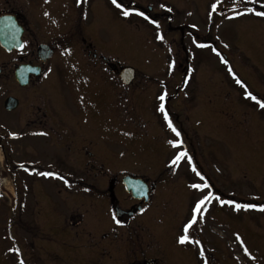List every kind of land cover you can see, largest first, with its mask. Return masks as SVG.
I'll return each mask as SVG.
<instances>
[{"label":"flooded vegetation","instance_id":"af4514ba","mask_svg":"<svg viewBox=\"0 0 264 264\" xmlns=\"http://www.w3.org/2000/svg\"><path fill=\"white\" fill-rule=\"evenodd\" d=\"M259 1L118 0L130 10L124 16L123 8L112 0H0V180L6 181L0 185V207L7 236L13 234L15 241L14 263L0 254V264H20L21 260L23 264L198 263V248L203 244L198 227L206 223L199 217L218 199L224 201L228 192L210 176L208 153L201 145L198 155L195 142L200 125L193 117L197 113L188 114L189 109L185 116L178 113L177 98L187 93L193 80H199L196 70L185 76L201 56L199 48L213 50L224 62L227 57L222 52L264 48V38H257L264 37V16L256 14L264 11ZM194 7L195 13L187 11ZM246 8L254 11L246 12ZM102 18H115L126 22L123 28L128 30L129 24L136 29L134 34L128 30L132 39L127 32L119 33L120 47L124 49L126 42L137 37L146 58L141 64L157 74L168 62L159 60L161 54L173 53L179 59L174 61L180 73L169 80L174 91L168 88L167 98L174 100L163 112L151 109L150 100L156 94L166 97L167 87L157 93L154 84L147 92L135 67L133 80L124 83L120 69L132 65L119 62L97 45ZM228 21H233L232 33L226 40ZM147 23L153 27L143 32ZM7 31L10 35L20 32L19 40H6ZM2 37L14 44L10 50ZM205 68L206 63L199 94L211 92L213 81L208 74L212 69ZM169 81L159 85L167 86ZM222 81L228 84L225 78ZM246 91L257 98L249 97L253 104L264 103L260 93ZM134 106L153 118V125L143 123L145 135L152 139L143 144L158 154L156 162H144L154 166V173L132 169L137 133H130L119 120H131ZM201 107L205 111L202 103ZM119 136L129 144L120 154ZM102 137L109 145L102 146ZM181 152L186 156L176 160ZM45 172L55 175H42ZM125 176L132 179L125 183ZM193 184L207 187L197 189ZM202 191L212 196L201 212L194 213ZM194 217L195 223L185 232ZM2 235L7 237L5 232ZM181 235L189 239L180 243ZM122 244H131L137 251L117 257L113 253L121 251ZM170 250L178 253L169 254Z\"/></svg>","mask_w":264,"mask_h":264},{"label":"rangeland","instance_id":"374dc122","mask_svg":"<svg viewBox=\"0 0 264 264\" xmlns=\"http://www.w3.org/2000/svg\"><path fill=\"white\" fill-rule=\"evenodd\" d=\"M259 2L264 4V0ZM187 11L195 13L197 9L194 7ZM231 22L233 23V21L225 23L228 24L223 33L225 39H228L232 33ZM150 23L143 25L141 28L143 32L153 27ZM125 24L126 22L121 23L115 18H102L97 45L102 51L113 53L112 57L119 62H124L138 69L136 76L147 92L150 91V88H155L154 84L158 85L157 93L167 87L164 102H161V96H157V94L154 100H150V108L159 112L161 105L165 108L168 102L174 100V98H169V100L167 98L169 92L174 91V86L169 80H172L174 76L177 77L180 73V68L177 67L178 63L175 62H178L179 59L174 57L173 53L161 54L159 60L168 62L164 70H160L161 72L158 74L157 70H151L150 66L141 64L146 58L143 47H139L141 42L137 41V37H133L134 40L131 43H129L130 41L126 42L128 45L124 44V49L120 47L122 41L119 33L127 32V37L132 39L129 37L131 35L129 31L133 34L136 32V29L131 28L129 24L127 25L129 31L123 28L126 27ZM257 38L260 40L264 37L257 35ZM226 40H222L224 44H227ZM261 40V44L264 45V40ZM197 53L201 56L196 58L194 67L186 69L185 76L194 75L192 71L196 70L198 73L200 72L199 80L196 82L192 79L193 85L189 84L187 93L183 92L179 95L177 101L180 106L176 109L183 116H185L186 109H189L188 114L189 112L191 115L193 112L195 115L197 113L198 118L193 116L195 120L199 119L198 125H200L196 128L195 146L198 155L200 145L208 153V163L211 166L210 176L213 177L219 188H223V192H228V197H225L224 201L231 200L239 204H255L257 206L264 204V108L253 104L254 102L252 103L245 93L248 89L264 96V48H256L245 53L222 52L227 57L226 62L220 57V54L209 48H199ZM180 55L183 56V54ZM191 60L192 58L187 62L189 63ZM205 63L207 65L205 69L210 67L212 69V73L209 72L208 74V79L213 83H209L211 92L199 94L198 92H202L201 87H203L200 79L201 69L205 67ZM185 64L183 62L182 66ZM236 77L240 78V83H237ZM224 78L228 84L222 81ZM167 81H169L167 86L159 85L160 82L166 83ZM226 92L229 94L227 95ZM195 95L197 98L194 97ZM219 98L225 99L223 104L216 103ZM145 103L146 100H144ZM201 103L205 107V111L202 109ZM168 107L173 110L170 106ZM132 114L131 120L125 118L119 120L123 127L129 128L130 133H137L135 136V144L137 145L133 149L135 163L132 165V169L137 172L154 173V171L156 172L154 166L149 165L147 167L144 162L148 159L156 162L158 154L143 144L145 140L152 141L149 136L145 135L147 128L143 126V123L149 127L151 124L153 125V118L147 112L141 113L136 106L133 107ZM116 129L118 131V128ZM121 134L123 136L128 135L125 132ZM123 136H119V139L116 140L118 154L124 146L129 145L127 140L122 138ZM109 143V140L102 137V146H107ZM204 195L205 191L197 194L199 198ZM215 197L211 198L210 205ZM220 201V199L215 201L212 207H208L199 217L206 223L202 227H198V233L203 244H200L198 248L200 259H198L197 264H264V210H260L259 207L236 209L235 204H222ZM2 215V208L0 207V254L8 255L10 261L14 263V236L13 234L7 236ZM2 232H5L7 237H4ZM123 236L125 235L123 234ZM245 248L247 253L244 251ZM135 250L137 251V248L131 244H122L121 251L113 254L122 257L125 253H134ZM173 252L178 253L176 250H170L169 254ZM172 257L178 258V256Z\"/></svg>","mask_w":264,"mask_h":264},{"label":"snow or ice","instance_id":"6c2138e0","mask_svg":"<svg viewBox=\"0 0 264 264\" xmlns=\"http://www.w3.org/2000/svg\"><path fill=\"white\" fill-rule=\"evenodd\" d=\"M77 2L80 3L81 0H77ZM112 3H113L114 5H116L117 7H119V8H123V12H122V14H123L124 16H128V15L130 14V10H129L128 8H124L123 5H122L121 3H118V0H112ZM213 7H215V5H214ZM245 11H246V12H253L254 9H252V8H246ZM237 14H239V13H237ZM256 14L259 15V16H264V11L256 12ZM45 15H47V13H45ZM139 15L144 16V13H143V12H140ZM153 23H156V22L153 21ZM158 38H160V37H158ZM225 62H226V61H225ZM237 83H240V81H237ZM246 95H247L248 97H250L252 100H256V99H257V98H256L255 96H253L250 92H249V93H246ZM160 99L163 100L164 97L161 96ZM257 103L260 105L261 108H264V103H262V102H260V101H257ZM160 110H161L162 112L164 111V107H163V105H161ZM165 119L168 120V115H167L166 112H165ZM169 127L172 128V130H173L174 132H176V135H177V136H179L180 133H179V132H178V131L172 126V123H171L170 120H169ZM12 135H15V133H12ZM179 143H181V142H180V141H176V142H174V144H179ZM183 156H186V153H184V152L179 153V154L177 155V157H176V160H179V159H180L181 157H183ZM176 160H174L173 163H175ZM193 171H195V168H193ZM42 175H45V176H52V175H55V173H52V172H45V173H42ZM197 175H199V173H197ZM61 179H63V177H61ZM192 187H193V188L200 189V188H206L207 185H206V184H193ZM211 196H212V193L209 192L207 195L203 196L200 200H198V201L196 202L195 208L193 209V212H194V213H195V212H201V211H202V205H204V204L209 200V198H210ZM220 202H221L222 204H223V203L235 204V208H236V209H241V208H243V209H250V208H257V207H259L260 210H264V204H261V205H259V206L255 205V204H239V203H235V201H231V200H229V201H227V202L221 200ZM114 219H115V217H114ZM116 222H117V223H120L119 220H117ZM194 223H195V217L193 218V220H190V221H189L188 225H185V232H187L188 227H190V226H191L192 224H194ZM188 239H189V236H188V235H181V236L179 237V241H180V243H184V242L187 241ZM237 239H239L238 236H237ZM197 243H199V242H197ZM244 251L247 253V249H246V248L244 249ZM201 255H203V252H201ZM20 264H23V261H22V260L20 261Z\"/></svg>","mask_w":264,"mask_h":264},{"label":"water","instance_id":"95a60500","mask_svg":"<svg viewBox=\"0 0 264 264\" xmlns=\"http://www.w3.org/2000/svg\"><path fill=\"white\" fill-rule=\"evenodd\" d=\"M19 36H20V32H18L17 34H13V35H10L7 31V37H6V40L8 38H13L15 40H19ZM3 37H2V44L7 48V49H11V46L9 45H14V44H8L7 41H3ZM18 47H20L18 45ZM121 73H120V77L121 79L124 81V83H129L132 79H133V76H134V69L133 68H130V67H124L121 69ZM127 178V177H126ZM128 189H130V187H127Z\"/></svg>","mask_w":264,"mask_h":264},{"label":"bare ground","instance_id":"6f19581e","mask_svg":"<svg viewBox=\"0 0 264 264\" xmlns=\"http://www.w3.org/2000/svg\"><path fill=\"white\" fill-rule=\"evenodd\" d=\"M0 158H1V155H0ZM5 185H6V181H5Z\"/></svg>","mask_w":264,"mask_h":264}]
</instances>
